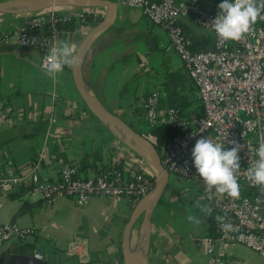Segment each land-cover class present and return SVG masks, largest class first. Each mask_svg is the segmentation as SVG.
I'll return each instance as SVG.
<instances>
[{
	"label": "crops",
	"instance_id": "crops-1",
	"mask_svg": "<svg viewBox=\"0 0 264 264\" xmlns=\"http://www.w3.org/2000/svg\"><path fill=\"white\" fill-rule=\"evenodd\" d=\"M113 1L117 3L114 22L95 40L84 59L88 87L110 110L136 126L145 122L141 98L155 89L166 92L160 103L162 111L169 106L184 114L200 110L196 85L183 60L166 47L170 42L168 29L152 23L141 9ZM87 9L91 19L78 23L74 30L61 29L59 41L78 47L109 7ZM18 15L0 16V30L11 28ZM181 23L191 38L212 34L187 17ZM40 57V51L33 47L0 44V173L7 160L13 161L18 172L25 170L45 147L40 173L52 178L59 176L60 158L79 166L87 155L94 165L81 170L80 176H92L114 165H121L126 173L147 170L155 175L147 158L127 144L118 129L91 114L76 87L72 68L65 66L53 79L41 68ZM95 150L97 159L92 156ZM17 190V186L9 191L0 188V222L32 226L35 233L24 241L7 244L4 250H37L57 264H125L120 249L134 208L126 198L96 197L80 206L72 197L63 196L48 204L28 190L19 196ZM196 201L208 205L200 186L170 173L151 215L150 245L140 249L149 264H207L206 221L210 216L195 206ZM189 214L202 223L189 222ZM142 223L140 217L132 230V248L139 244ZM215 247L225 248L229 258L248 264L264 260L263 251L239 243L216 239Z\"/></svg>",
	"mask_w": 264,
	"mask_h": 264
},
{
	"label": "built area",
	"instance_id": "built-area-1",
	"mask_svg": "<svg viewBox=\"0 0 264 264\" xmlns=\"http://www.w3.org/2000/svg\"><path fill=\"white\" fill-rule=\"evenodd\" d=\"M122 5L139 8L154 24L168 29L170 42L166 46L175 50L197 88L202 112L184 114L178 107L160 109L165 91L155 89L141 98L143 117L148 126L169 124L180 132L163 148L162 163L169 173L195 181L216 212L214 225L216 236L207 237V264H248L244 260L231 259L225 248H216L215 240L235 242L256 251H264V192L246 177L249 165L264 135V19H258L252 29L240 41L219 39L211 29V21L219 14L222 0H117ZM87 8L46 9L30 14H19L11 28L0 30V44L13 43L33 47L40 51V66L46 63L51 46L59 42L63 23L76 18L86 22ZM264 15V13H262ZM183 17L194 25L210 30L213 47L208 50H192V38L181 23ZM95 21V20H94ZM155 145L157 138L151 132L143 133ZM209 136L224 144L225 149L242 145L239 152L240 170L237 174L240 195L231 198L209 190L197 173L192 149L197 139ZM45 147L37 160L18 172L13 161L7 160L0 173V188L9 191L23 181H30L29 193L37 194L48 204L60 197H72L83 206L96 197H124L135 205L154 187L156 176L147 170L126 173L120 167L101 170L92 176H80L76 164L59 159L57 178L40 173ZM230 220L238 231L225 232L217 216ZM35 233L32 226L15 221L0 222V255L9 243L24 241ZM76 248L77 245L72 246ZM44 258L42 252H31Z\"/></svg>",
	"mask_w": 264,
	"mask_h": 264
},
{
	"label": "water",
	"instance_id": "water-1",
	"mask_svg": "<svg viewBox=\"0 0 264 264\" xmlns=\"http://www.w3.org/2000/svg\"><path fill=\"white\" fill-rule=\"evenodd\" d=\"M108 6L104 18L97 22L84 36L77 47L81 63L72 68L76 87L88 110L102 122L118 129L125 138L123 140L134 147L150 162L156 176L155 185L134 206L125 225L122 249L125 264H149L147 255L140 252L142 247L150 245V219L152 212L164 194L169 181V172L162 163V156L156 145L143 133L133 128L120 115L114 113L91 90L85 82L83 63L88 49L114 22L117 3L113 0H0V16L7 14H30L46 9H75ZM143 217L142 232L137 247L131 246V234L136 222ZM0 264H57L48 259H37L33 254H1Z\"/></svg>",
	"mask_w": 264,
	"mask_h": 264
},
{
	"label": "clouds",
	"instance_id": "clouds-1",
	"mask_svg": "<svg viewBox=\"0 0 264 264\" xmlns=\"http://www.w3.org/2000/svg\"><path fill=\"white\" fill-rule=\"evenodd\" d=\"M219 14L211 21V29L215 35L224 41H240L250 32L258 19H264V0H222L219 3ZM81 63V57L77 52V46L66 40H60L51 46L47 53L46 63L43 65L46 74L55 79L64 71L65 66L74 68ZM234 145L225 149L224 144L215 142L209 136H201L196 140L192 149L194 167L206 187L215 189L220 194H227L231 198L240 195L238 172L240 166L239 152L242 145L235 141H228ZM255 159L247 168L246 177L253 185L259 186L264 192V135L260 138ZM206 215H211L212 208L209 205L195 202ZM187 220L194 225L202 223L194 214H189ZM221 221V229L225 232L238 231L230 220L217 216ZM37 259H42L37 257Z\"/></svg>",
	"mask_w": 264,
	"mask_h": 264
},
{
	"label": "trees",
	"instance_id": "trees-1",
	"mask_svg": "<svg viewBox=\"0 0 264 264\" xmlns=\"http://www.w3.org/2000/svg\"><path fill=\"white\" fill-rule=\"evenodd\" d=\"M93 15L91 13H86V21H88L89 19H91ZM78 25V22L76 20V18L72 19L71 21H68L66 23L61 24L59 27L62 29H67V30H74L76 29ZM184 27L185 32L188 34L189 30L187 28L186 25L182 24ZM213 35L209 34L206 37L203 38H192V50L194 51H198V50H208L211 49L213 47ZM136 76V75H135ZM125 88V87H124ZM202 112V105H201V109L198 110L196 113H201ZM143 114V113H142ZM133 128H135L137 131H139L140 133H147V132H151L152 134H154L157 138V144L156 147L157 149L160 150L164 148V146L166 145V143L171 140L173 137H175L180 130L172 125L169 124H156L154 126H148L145 129H142V127L139 126H135L133 122L129 121L128 122ZM146 124V122H143ZM161 154V153H160ZM163 154V153H162ZM161 154V155H162ZM92 156L94 157V159H97L99 157V153L95 150L92 153ZM94 162L89 160V155H87L86 157H84L78 166V172H80L81 170H85L86 168H88L89 166H93ZM111 167H121V165H114V166H110L107 168H111ZM30 181H23L21 183H19L17 185L18 190L15 192L17 195H21L23 193V191H26L30 188ZM129 203H131V201H129ZM133 205V204H132ZM135 206V205H133ZM215 215L216 212H213L212 215H210V218L206 221L208 224V234L210 236H216V232H215V225H214V220H215ZM120 256L123 257V251L122 249H120ZM17 253H27L26 251H24L23 249H6L3 251L2 254H17ZM31 253V252H29ZM32 254V253H31Z\"/></svg>",
	"mask_w": 264,
	"mask_h": 264
},
{
	"label": "rangeland",
	"instance_id": "rangeland-1",
	"mask_svg": "<svg viewBox=\"0 0 264 264\" xmlns=\"http://www.w3.org/2000/svg\"><path fill=\"white\" fill-rule=\"evenodd\" d=\"M135 125V124H134ZM136 126V125H135ZM139 127H142V129H145L146 127H147V125L145 124V123H143V122H141L140 124H139ZM160 153L162 154L163 153V150L161 149L160 150ZM264 252V251H263ZM260 262H262V264H264V260H260Z\"/></svg>",
	"mask_w": 264,
	"mask_h": 264
}]
</instances>
